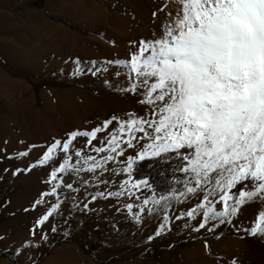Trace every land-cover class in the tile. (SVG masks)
Listing matches in <instances>:
<instances>
[{"label":"snow or ice","instance_id":"obj_1","mask_svg":"<svg viewBox=\"0 0 264 264\" xmlns=\"http://www.w3.org/2000/svg\"><path fill=\"white\" fill-rule=\"evenodd\" d=\"M166 15L162 35L134 42L123 64L112 60L91 69L93 76L111 72L112 78L104 83L113 89L119 86L148 112L128 113L127 118L113 115L92 129L54 138L35 161L16 170L19 174L44 167L46 187L31 210L47 207L29 229L30 238L10 249L17 256L15 264H22L20 257L34 264L27 249H39L48 233L57 231L51 221L61 215V194L65 200L71 196L75 202L76 195L83 199L80 184L86 190L89 174L97 175L103 187L98 196L89 194L83 211L101 198L113 203L130 198L123 209L137 224L158 218L157 228L146 237L148 244L171 232L174 221L218 239L224 227L236 226L246 203L264 204V0H182L178 10ZM122 68L127 71L122 73ZM0 152L10 158L6 150ZM89 152L104 155L97 160ZM173 158L182 190L157 197L151 178L136 176V168L144 161ZM115 165L121 172L111 171ZM82 172L86 175L74 185ZM112 176L119 183L109 189ZM190 195L197 197L194 204L188 203ZM173 199L181 205L174 212ZM137 202L143 206L135 207ZM150 203L156 211L147 207ZM68 214L62 216L65 225ZM242 231L264 238V210L254 226ZM7 239L0 234V242ZM204 247H209L207 241ZM231 264L239 262L233 259Z\"/></svg>","mask_w":264,"mask_h":264},{"label":"rangeland","instance_id":"obj_2","mask_svg":"<svg viewBox=\"0 0 264 264\" xmlns=\"http://www.w3.org/2000/svg\"><path fill=\"white\" fill-rule=\"evenodd\" d=\"M181 3L182 0H0V149L10 157L3 158L4 152H0V234L8 238L0 242V264H15L17 256L10 249L30 238L29 229L47 207L31 210L33 201L46 187L44 167L19 174H15L16 170L35 161L54 138L77 129H92L113 115L127 118L128 113L148 112L147 106L138 104L119 86L113 89L104 83V79L112 78L111 72L93 76L91 69L104 67L103 62L112 60L123 64L134 42L160 37L161 25L168 19L166 14L178 10ZM48 78H56L62 86L45 85L37 94L31 80ZM24 152L28 155H21ZM88 154L97 160L104 155ZM111 171L119 173L121 166L115 165ZM85 175L82 172L76 176L74 185ZM88 178L91 183L86 190L80 184L83 199L76 195L75 202L71 196L65 200L61 194V215L51 221L57 231L49 232L48 240L39 249H27L34 264H231L233 259L239 264H251L264 255V238L242 231L244 226H254L258 217L256 211L252 222L249 210L255 205L264 210L263 204L246 203L236 226L224 227L218 239L207 232L189 231L184 221H174L171 232L148 244L146 237L157 228L158 218L137 224L123 209L130 198L122 197L115 203L101 198L89 204V211H83L84 200L89 194L98 196V188L103 187L97 175L89 174ZM118 183V177L112 176L109 189ZM46 199L55 203L54 198ZM196 200L190 195L188 203ZM171 204L173 212L181 206L177 199ZM117 206L120 212L115 210ZM140 206L139 202L135 205ZM163 206L161 202L159 207ZM147 207L154 211L157 208L151 203ZM26 208L29 211H24ZM68 212L71 214L66 215L65 225L62 216ZM88 240L99 243L93 255L85 251ZM233 242L245 248L235 247ZM20 260L30 264L25 257Z\"/></svg>","mask_w":264,"mask_h":264},{"label":"trees","instance_id":"obj_3","mask_svg":"<svg viewBox=\"0 0 264 264\" xmlns=\"http://www.w3.org/2000/svg\"><path fill=\"white\" fill-rule=\"evenodd\" d=\"M31 81L34 84L37 94L40 88L45 85L62 86V83L57 81L56 78L43 80L32 79ZM176 168L177 164L175 163V158H173L172 162H165L163 160L144 161L136 168L135 175L138 177H150L154 189L156 190L155 194L158 197L160 195H169L170 192L182 190L181 181L175 179L176 176L180 175L175 171ZM150 197L151 196H149V198ZM98 245V242L88 240L84 248L88 254L93 255V251Z\"/></svg>","mask_w":264,"mask_h":264},{"label":"bare ground","instance_id":"obj_4","mask_svg":"<svg viewBox=\"0 0 264 264\" xmlns=\"http://www.w3.org/2000/svg\"><path fill=\"white\" fill-rule=\"evenodd\" d=\"M162 22V21H161ZM128 33V32H127ZM159 34V33H158ZM263 207H264V204H263ZM253 210H249L250 211V213H248V216L251 218L250 220H252V222H253V218H254V216H255V214H256V211H260V208H258V205H255L253 208H252ZM226 241H228V240H226ZM234 243V245H235V247H238V248H245V245H242V244H240V243H238V242H233ZM262 258H260V260L259 261H254V259H253V262H251V264H257V262H259V263H261V264H264V255H260ZM63 257V256H62ZM255 258V257H254ZM241 259H243V257H239V260H241ZM62 260H63V258H62ZM73 260V259H72ZM76 260V259H75ZM62 262V261H61ZM64 262V261H63Z\"/></svg>","mask_w":264,"mask_h":264}]
</instances>
